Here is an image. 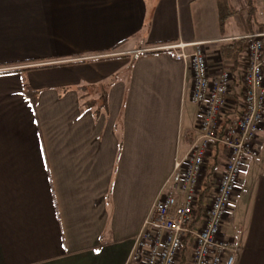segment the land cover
<instances>
[{"label": "crops", "instance_id": "crops-1", "mask_svg": "<svg viewBox=\"0 0 264 264\" xmlns=\"http://www.w3.org/2000/svg\"><path fill=\"white\" fill-rule=\"evenodd\" d=\"M263 11L264 0H0V264H133L198 133L189 66L158 49L199 43L210 76L235 74ZM224 160L216 147L212 176ZM252 161L250 195H233L222 227L236 264H264V126Z\"/></svg>", "mask_w": 264, "mask_h": 264}, {"label": "built area", "instance_id": "built-area-1", "mask_svg": "<svg viewBox=\"0 0 264 264\" xmlns=\"http://www.w3.org/2000/svg\"><path fill=\"white\" fill-rule=\"evenodd\" d=\"M263 39L262 31L244 39L235 74L219 67L210 76L199 43L178 41L158 49L189 66V100L198 108V133L174 162L134 239L129 255L133 264H236L239 243L225 238L222 227L244 164L257 157L264 126ZM237 83L238 103L232 96ZM216 147L225 160L220 174L212 176L209 162Z\"/></svg>", "mask_w": 264, "mask_h": 264}, {"label": "rangeland", "instance_id": "rangeland-1", "mask_svg": "<svg viewBox=\"0 0 264 264\" xmlns=\"http://www.w3.org/2000/svg\"><path fill=\"white\" fill-rule=\"evenodd\" d=\"M253 159L251 160H248L247 163H245L244 167L246 169V174H241L240 176V184L238 185V187L236 189L237 190V194L234 192V196L235 195H250V193L248 192V187L250 185L253 184V181H254V178L256 177L257 173H258V169H259V166H256L254 161H252ZM244 190V192H243ZM234 196H233V199H234ZM241 203L243 204V198L241 199ZM243 209V207H242ZM191 247V244L189 246V249ZM190 253V252H189Z\"/></svg>", "mask_w": 264, "mask_h": 264}, {"label": "trees", "instance_id": "trees-1", "mask_svg": "<svg viewBox=\"0 0 264 264\" xmlns=\"http://www.w3.org/2000/svg\"><path fill=\"white\" fill-rule=\"evenodd\" d=\"M220 23H223V17L220 18ZM243 51V50H242ZM242 51L238 50V52H236L237 55H239V53H241ZM222 53V52H221ZM238 60V59H237ZM184 258L182 256V262H183Z\"/></svg>", "mask_w": 264, "mask_h": 264}]
</instances>
